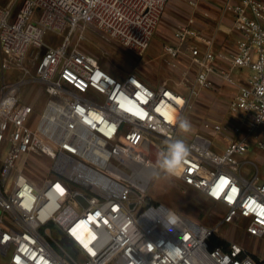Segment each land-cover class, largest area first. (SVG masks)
<instances>
[{
  "label": "built area",
  "instance_id": "2783aa9c",
  "mask_svg": "<svg viewBox=\"0 0 264 264\" xmlns=\"http://www.w3.org/2000/svg\"><path fill=\"white\" fill-rule=\"evenodd\" d=\"M168 1L9 0L0 7V264H261L238 242L212 243L223 224L264 240V0H224L221 11L232 13L237 35L232 51L216 50L215 35L176 28L177 42L164 45L160 58L180 88L135 70L115 75L79 43L93 27L103 41L143 57ZM243 69L250 74L237 81ZM215 81L235 87L227 104L234 121L202 120L200 140L186 143L175 174L224 208L209 226L155 201L134 163L157 170V154L162 159L178 140L179 120ZM28 85L46 95L41 109L26 101ZM253 148L262 161L247 157ZM34 153L53 160L38 182L28 174Z\"/></svg>",
  "mask_w": 264,
  "mask_h": 264
},
{
  "label": "rangeland",
  "instance_id": "374dc122",
  "mask_svg": "<svg viewBox=\"0 0 264 264\" xmlns=\"http://www.w3.org/2000/svg\"><path fill=\"white\" fill-rule=\"evenodd\" d=\"M79 36L80 34L78 33L73 36L75 43L78 41ZM47 40L50 42L51 36H48ZM59 42L60 40H55L52 43L57 44ZM79 43L83 50L95 55L100 63L109 68L115 75L135 70L148 79L149 77L152 78L154 83L166 81L168 85L180 88L178 74L166 68L161 61L159 36L152 40L150 48L143 57L135 55L116 42L107 43L103 41L98 31L93 27L87 28L83 32V38ZM32 57V52H30L26 58V64L32 68V72L34 73L36 62L33 63ZM240 72L245 76L250 74V71L247 69H243ZM22 91L26 101H36L40 105L38 109H41L46 95L42 93L40 86L28 85ZM223 100V110H226L229 96ZM200 108V105L193 101L191 107L187 109L183 119L189 120L192 127L186 133L180 130L178 140H184L185 143L192 139L200 140V123L204 119L200 116ZM215 141L217 142V139ZM158 143L161 147L167 146L163 141L159 140ZM247 157L258 160V162L261 161L259 155L252 150L247 154ZM157 160L158 154L155 161L157 162ZM52 165L53 160L49 157L44 154L34 153L28 166V174L38 182V179H42L48 175ZM147 192L155 201L167 204L177 212L201 224L213 226L219 221L220 214L224 213V208L221 204L208 199L201 192L185 186L176 175H169L163 172L159 165H157V170H155V173L147 184ZM217 237L225 243H240L253 252L264 264V240H256L249 237L242 228V225L223 224L220 226Z\"/></svg>",
  "mask_w": 264,
  "mask_h": 264
},
{
  "label": "crops",
  "instance_id": "0c3cea01",
  "mask_svg": "<svg viewBox=\"0 0 264 264\" xmlns=\"http://www.w3.org/2000/svg\"><path fill=\"white\" fill-rule=\"evenodd\" d=\"M8 1L0 0V7L6 5ZM189 2L190 0L168 1L162 20L153 36V39L159 36L160 47L162 48L166 44H175L177 42L174 35L176 28L190 26L200 30L205 35H215L216 50L232 51L236 44L237 35L232 31V13L227 12L223 14L221 11L224 0H200L196 7L191 6ZM180 59L182 64L187 62L185 56H181ZM193 71L191 75H194ZM245 77L240 71H237V81L243 82ZM215 82L213 89L202 90L199 97L194 100L201 107L200 116L204 119L211 118L234 121V117L228 112L227 108L223 110V99L229 96L230 100L234 95L235 87L222 84L220 81ZM223 148L224 144H221L217 146V151H222ZM251 150L259 155L262 161L263 156L255 148Z\"/></svg>",
  "mask_w": 264,
  "mask_h": 264
},
{
  "label": "clouds",
  "instance_id": "9594fccd",
  "mask_svg": "<svg viewBox=\"0 0 264 264\" xmlns=\"http://www.w3.org/2000/svg\"><path fill=\"white\" fill-rule=\"evenodd\" d=\"M179 129L183 132L191 130V123L187 119H180L178 122ZM189 154V147L184 140H177L175 143L170 144L166 154H163V158L158 155L157 163L163 172L169 175H175L179 171L181 165L185 161V158Z\"/></svg>",
  "mask_w": 264,
  "mask_h": 264
},
{
  "label": "bare ground",
  "instance_id": "6f19581e",
  "mask_svg": "<svg viewBox=\"0 0 264 264\" xmlns=\"http://www.w3.org/2000/svg\"><path fill=\"white\" fill-rule=\"evenodd\" d=\"M136 166L142 168V177L144 179V186H146L150 179L151 176L153 175L155 168L153 166L150 165H146V164H141V163H134Z\"/></svg>",
  "mask_w": 264,
  "mask_h": 264
},
{
  "label": "trees",
  "instance_id": "16d2710c",
  "mask_svg": "<svg viewBox=\"0 0 264 264\" xmlns=\"http://www.w3.org/2000/svg\"><path fill=\"white\" fill-rule=\"evenodd\" d=\"M216 246H224L227 247L228 243L222 242L218 237H214L213 238V243H212V247H216ZM262 264V262H261Z\"/></svg>",
  "mask_w": 264,
  "mask_h": 264
},
{
  "label": "water",
  "instance_id": "95a60500",
  "mask_svg": "<svg viewBox=\"0 0 264 264\" xmlns=\"http://www.w3.org/2000/svg\"><path fill=\"white\" fill-rule=\"evenodd\" d=\"M77 197L81 199L80 195H78ZM132 207H134V204L132 205ZM62 242H64L66 245H72V240L69 237H67V236L64 237Z\"/></svg>",
  "mask_w": 264,
  "mask_h": 264
}]
</instances>
